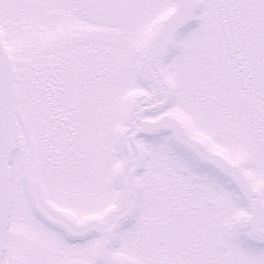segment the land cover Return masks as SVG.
Instances as JSON below:
<instances>
[{"label":"rangeland","instance_id":"obj_1","mask_svg":"<svg viewBox=\"0 0 264 264\" xmlns=\"http://www.w3.org/2000/svg\"><path fill=\"white\" fill-rule=\"evenodd\" d=\"M190 6L0 0V52L14 75L6 115L12 218L3 264H100L105 233L120 212L110 263L101 264H264V228L231 181L185 163L188 155L167 133L131 143L128 120L135 122L132 109L141 107L143 93L150 94L146 102L164 101L146 67L167 95L143 119H180L190 136L242 170L264 211V0H194L185 10ZM177 11L178 20L186 16L160 52L155 38L164 37ZM91 80L97 88L73 93V82ZM101 114L100 169L74 164L71 150L97 131ZM125 131L126 161L118 148ZM175 186L181 194L171 193ZM93 248L100 251L95 261Z\"/></svg>","mask_w":264,"mask_h":264},{"label":"water","instance_id":"obj_2","mask_svg":"<svg viewBox=\"0 0 264 264\" xmlns=\"http://www.w3.org/2000/svg\"><path fill=\"white\" fill-rule=\"evenodd\" d=\"M186 1V0H185ZM194 0H191V6L186 8L185 10L190 11L193 7ZM184 10V12H185ZM183 11V10H181ZM180 11V12H181ZM179 14V11L174 15L172 18V21L170 23L169 29L167 30L164 37L159 41L162 42V46L160 47V52H162L164 49H166L169 46L170 40L173 36V33L177 27V24L179 20L182 18H185L186 15H181L179 20L177 19V16ZM177 19V21H176ZM176 22V23H175ZM11 75V73H10ZM6 75H5V69L3 68V63L0 57V91L6 90ZM6 98L2 97L0 99V259L1 254L4 246V240H5V232H6V223L8 222V207H9V168L7 165L6 160V138L4 139V130H3V122H4V114L5 109H7V96ZM139 122L140 127L137 130L136 134L144 133V134H154L162 129H169L173 132L174 136L186 147H188L190 150H192L195 154L200 156L203 159L212 160L210 158H214L218 163L216 164L217 167L223 171L224 173H227L231 175L236 181H238V184L248 200L252 212V216L255 217L257 222L264 228V212L259 208L261 211L260 213L257 211L256 203L253 199V193L252 190H250V185L246 179V177L240 172L238 168L235 166L229 164L227 161H225L221 156L211 153V152H204L200 148H198L197 142H194L190 138L186 137L181 126L179 125L178 121L171 116L165 115L157 119L156 121H146L142 120L141 114L139 116ZM6 134V132H5ZM3 224L4 227L1 225ZM113 229L109 230L107 232L108 240L106 241V247L110 243V240L112 238Z\"/></svg>","mask_w":264,"mask_h":264},{"label":"flooded vegetation","instance_id":"obj_3","mask_svg":"<svg viewBox=\"0 0 264 264\" xmlns=\"http://www.w3.org/2000/svg\"><path fill=\"white\" fill-rule=\"evenodd\" d=\"M95 46H98L97 45V43L95 44ZM96 67H98V66H96ZM99 68L100 69H103V68H101L100 66H99ZM98 68V69H99ZM97 81L96 80H91L90 82H89V85L87 86L86 84H84V85H82V84H77L76 82H73L72 83V90H73V93L74 94H76L75 92H76V86H78V87H81V88H79V89H83L84 87H89V88H97ZM156 90H157V93L160 95V93H161V95L160 96H165L166 97V95L165 94H162V92L158 89V87H156ZM164 93H166V92H164ZM73 96H75V95H73ZM143 96H146L145 97V99L142 101V103H141V107H136L135 108V110L137 111V113L138 112H143V116L147 113V112H150L151 110H152V107L153 106H155L156 104H153V101H151L150 103L149 102H146L147 100H148V96H150V94H148V93H143ZM156 97V96H155ZM154 97V98H155ZM147 98V99H146ZM148 103V104H147ZM153 104V105H152ZM54 109V108H53ZM67 119V123H68V121H69V119H70V117H68V118H66ZM146 119H149V118H146ZM93 122H95V124H96V128H97V131L94 133V134H92V135H89L88 137L86 136V138H85V141H81V140H79V148H78V150L77 149H75V148H73V151L71 150V152H73L74 153V156H76V154H77V156L76 157H74L75 158V161H74V164H76V163H85V164H87L86 162H89V164H92L93 166H94V168L97 170V169H100V167H101V165H102V163H103V161H101L102 160V145H103V136H102V133H101V128H102V125H101V122L99 121V119H95ZM136 127L137 126H134V128L136 129ZM164 133H169V132H164ZM141 136H143V135H141ZM139 137V136H138ZM131 143H132V141H131ZM123 144L125 145V149H128V147L126 146L127 145V143H126V137H124L123 138ZM178 144V143H177ZM208 148H209V146L208 145H206ZM82 148H86L87 149V152H82V153H80V154H78L79 152H80V150L82 149ZM179 148L182 150V151H184V152H186L187 151V153H188V157H189V159H185V160H188V162H185V163H187V164H189V165H191L192 163H194V164H196V165H200V166H202V167H205V168H208V169H210V171H215L216 169H215V166L213 165V164H208V163H203V162H201L198 158H196V156H194L192 153H190L187 149H185L182 145H180L179 144ZM127 151V150H126ZM169 173H171V172H169ZM177 175V174H176ZM168 178H174L175 179V177H171V174H169V175H166ZM178 176V175H177ZM206 188V187H205ZM80 191V190H79ZM173 191L175 192V193H182V191L181 190H179V189H177V187L175 186V187H173V189H171V193H173ZM205 191V190H204ZM99 192V191H98ZM100 194H101V192H99ZM205 193H208V189L205 191ZM74 196L76 197V198H79V199H83V197H81L80 198V196L78 195V193H76V192H74ZM100 194L95 198V202H97L98 203V205L99 204H101L100 202H101V199H100ZM185 194V193H184ZM84 200V199H83ZM96 203V204H97ZM198 208V207H197ZM117 219H119V218H117Z\"/></svg>","mask_w":264,"mask_h":264},{"label":"bare ground","instance_id":"obj_4","mask_svg":"<svg viewBox=\"0 0 264 264\" xmlns=\"http://www.w3.org/2000/svg\"><path fill=\"white\" fill-rule=\"evenodd\" d=\"M22 241H23V238H22Z\"/></svg>","mask_w":264,"mask_h":264}]
</instances>
